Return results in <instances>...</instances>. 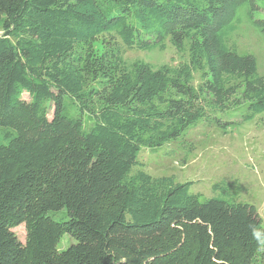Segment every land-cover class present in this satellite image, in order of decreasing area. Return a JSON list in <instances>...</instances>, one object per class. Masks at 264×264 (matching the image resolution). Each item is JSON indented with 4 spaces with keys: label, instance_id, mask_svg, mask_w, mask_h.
Here are the masks:
<instances>
[{
    "label": "trees",
    "instance_id": "16d2710c",
    "mask_svg": "<svg viewBox=\"0 0 264 264\" xmlns=\"http://www.w3.org/2000/svg\"><path fill=\"white\" fill-rule=\"evenodd\" d=\"M259 1L0 0V264H264L255 206L138 159L200 122L226 129L221 113L264 114V75L232 40L246 18L264 30ZM168 43L178 63L125 58Z\"/></svg>",
    "mask_w": 264,
    "mask_h": 264
},
{
    "label": "rangeland",
    "instance_id": "374dc122",
    "mask_svg": "<svg viewBox=\"0 0 264 264\" xmlns=\"http://www.w3.org/2000/svg\"><path fill=\"white\" fill-rule=\"evenodd\" d=\"M259 6L255 19L264 20V0L259 1ZM246 19L247 22L233 34L232 40L240 53L256 57L258 71L264 75V30ZM103 42L104 39L98 38L89 44L79 45L78 49L84 56L96 54L103 48ZM125 58L158 66L168 62L178 63L182 56L168 43L164 50H128ZM24 98L30 100L28 93H24ZM66 103L75 114L77 111L68 96ZM244 112L245 108H238L221 113L220 118L230 122L226 129L203 121L159 148L143 147L138 157L143 166L139 167L153 176H175L179 182L191 181V191L202 199L224 196V188L237 202L255 206L264 227V114L243 121ZM52 113L53 110L50 118ZM215 184L222 185L215 189ZM13 230L25 243L26 226L21 224ZM74 242L75 239L66 233L57 247L64 250Z\"/></svg>",
    "mask_w": 264,
    "mask_h": 264
}]
</instances>
